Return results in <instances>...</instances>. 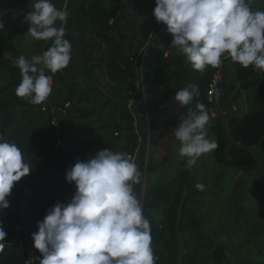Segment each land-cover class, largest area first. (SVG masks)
I'll return each instance as SVG.
<instances>
[{
    "label": "trees",
    "instance_id": "trees-1",
    "mask_svg": "<svg viewBox=\"0 0 264 264\" xmlns=\"http://www.w3.org/2000/svg\"><path fill=\"white\" fill-rule=\"evenodd\" d=\"M20 1L25 15L31 11L34 0ZM52 3L68 13L65 39L71 42L74 33L79 32L84 37L88 33L97 32L102 42L109 44L117 40L111 34L116 32L113 31V23L119 28L122 21L137 18L149 7L152 11L155 8V0H127L123 8L122 0H52ZM252 7L254 11H264V0H256ZM152 19L154 23L143 28L145 37L151 35L143 73L148 103L137 102L136 105L138 120H143L145 127L147 119L150 122L151 151L159 125L166 124L165 114L172 112L177 105V91L195 84L199 86L200 96L193 104L180 106L179 114H186L189 108L195 110L197 102L205 104L212 117L208 128L209 138L218 144L214 151L205 154L198 162L206 158L205 164L212 162L213 165L230 167L233 174L240 170L250 171L257 165L251 148L257 147L260 162L264 164V96L255 101L257 91L259 90V94L264 90V70L262 74L253 73L250 77V67L243 69L226 58L219 68L208 67L202 74L192 68L177 47L171 45L172 36L167 32V26L157 23L154 16ZM21 26H24L22 34H26L29 24L24 20ZM120 34L122 41L128 39L131 46L135 35ZM17 35L19 34L0 30V131L12 129L7 138L15 141L22 149L32 171L16 182L8 197L10 207L0 211V222L8 236L19 232L25 239L33 241L32 233L38 231L37 221H42L47 210L61 201L62 175L67 157L53 154L49 116L40 109V105H33L27 98L15 94L16 86L21 80L19 69L15 66V61L20 56ZM28 37L31 38L27 35L26 46L21 48L28 50L33 45L38 50L33 55H41L49 42L34 38L29 40ZM101 44L94 45L92 53L97 52ZM48 45L51 47V44ZM112 60L113 65L119 69H115L112 74V83L103 89L96 87L94 79L87 72L83 73L80 80L75 79L78 71L69 69V66L55 74L46 71L52 77V95L57 103L72 101L71 112L66 121L67 146L69 153L79 152L84 160L105 148L133 154L138 147L140 150V134L146 139L145 129L140 133L137 131L134 125L135 115L127 106L129 92L135 85L134 65L125 51L114 53ZM118 61L124 65L119 67ZM218 73L221 74L220 107L215 108L217 114L213 116L211 109L215 105L208 101L207 88ZM238 81H241L243 89L247 91L250 104L246 110L240 105L225 123L221 113L240 94ZM88 82H91L92 88L87 89L82 85H89ZM256 86L258 90L255 89ZM179 147L180 143L166 167L156 169L149 158L146 168L148 180L145 216L151 223L155 264H232L230 245L223 239L215 238L210 230L204 228L202 211L210 207L207 204L210 194L206 191V186L212 181L220 186L219 181L210 177L205 168L198 169L197 172L195 167L198 164L191 169L186 167L187 158L180 156ZM144 155L146 156V147L138 165L142 175L145 170ZM220 169L214 167L215 175ZM154 177L156 181H152L151 178ZM197 183L204 185L203 190H197ZM12 200L22 203L20 211L14 207ZM27 255V250L22 245L5 244L4 251L0 252V264H24ZM245 264L250 263L247 261ZM252 264H264V261Z\"/></svg>",
    "mask_w": 264,
    "mask_h": 264
},
{
    "label": "clouds",
    "instance_id": "clouds-1",
    "mask_svg": "<svg viewBox=\"0 0 264 264\" xmlns=\"http://www.w3.org/2000/svg\"><path fill=\"white\" fill-rule=\"evenodd\" d=\"M255 2L155 0L152 16L167 26L171 45L202 74L208 67L219 68L226 58L244 68L264 70V11H254ZM30 8L24 16L29 24L27 35L49 42L51 47L31 59L17 58L21 80L15 94L40 105L53 92V80L46 71L55 74L69 66L72 44L64 38L66 10L57 8L52 0H34ZM3 28L0 20V30ZM200 94L198 85L189 84L177 91L175 100L188 106ZM211 119L206 105L197 102L195 110L181 113L174 128L179 154L187 158L189 169L218 147L209 138ZM11 133L12 129L0 131V211L10 207L8 197L16 182L32 171L22 149L7 138ZM65 179L74 183V195L68 202L57 201L50 207L43 220L37 221L38 231L32 233L33 246L42 254L39 264H155L151 223L134 190L142 173L127 152L97 151L70 166ZM196 188L203 190L204 185L197 183ZM6 236L0 222V252Z\"/></svg>",
    "mask_w": 264,
    "mask_h": 264
},
{
    "label": "rangeland",
    "instance_id": "rangeland-1",
    "mask_svg": "<svg viewBox=\"0 0 264 264\" xmlns=\"http://www.w3.org/2000/svg\"><path fill=\"white\" fill-rule=\"evenodd\" d=\"M151 13L152 8L144 9L137 18L122 21L119 28L113 23V31L116 32H112L111 34L117 37V40L111 44L102 42V38L97 32H91L84 37L79 32L74 33L71 41L72 60L69 64V69H76L78 71L75 79L80 80L83 73L87 72L92 80L94 79L93 82L96 87L103 89L109 85L115 69H119L112 62V55L114 53L117 51L124 53L125 51V55L129 58H139L140 53L149 46L151 35L145 37L143 28H148L149 23H154ZM24 16V8L20 0H0V20L4 23L2 30L6 33H14V35L18 33L19 35L16 36L19 39L18 45L20 46L18 55H24L26 58L31 59L34 56L33 54L37 53L38 50L33 45L30 46L32 49L21 48L23 45L26 46L27 42L25 39L27 33L22 34L24 26H21ZM119 31L135 35L131 46L128 44V39H125L124 42L122 41ZM32 39L31 37L29 40ZM100 43H102L100 50L96 54L91 53L94 45H99ZM130 62L134 65V62ZM121 63H118L119 67ZM243 69L245 68L243 67ZM253 73L257 75L259 73L262 74L263 70H256L250 66L249 76L251 77ZM88 84L83 83L82 85L87 89L93 87L91 82H88ZM237 86L241 90L240 94L236 95L230 101V104L227 105L226 110L221 113V117L225 123L234 115L240 105L242 108L247 109L250 104L247 91L243 89L241 81L237 82ZM257 87L255 88L256 90H258ZM258 91L255 94V101L264 96V90L259 94ZM217 107L220 106L217 104ZM179 117V107H173L168 118H165L169 122V125L159 130V134H157L159 136L156 138L158 142L153 146L152 151L151 149L149 150L150 160L153 157L155 146L163 144L170 147L171 144L176 142L174 128L180 122ZM144 129L145 127L140 126L139 132L144 131ZM145 147L147 152L146 141L141 142L138 154L139 162L142 159L140 157L142 151H145ZM169 147L164 148V150L167 149L168 153L171 150ZM251 151L255 155L257 165L250 171L240 170L236 174H233V169L230 167L213 165L212 162L205 164L206 158H203L202 162H198V165L195 167L197 172L198 169L205 168L210 177L216 178V181H219L220 186H216L215 181L206 186V191L208 190L210 194V201L207 203L210 204V207L203 208L204 210L202 211L205 221L204 228L205 230H210L215 238L223 239L230 245L232 248L230 249L232 264H245L247 261L252 264L264 261V164L260 162L261 159L257 152V147H252ZM214 167L221 168L216 175ZM151 179L152 181H156V177ZM147 180L146 178V186ZM137 189L138 185H135L134 190L137 191ZM12 203L17 210H21L22 203L14 200H12Z\"/></svg>",
    "mask_w": 264,
    "mask_h": 264
},
{
    "label": "built area",
    "instance_id": "built-area-1",
    "mask_svg": "<svg viewBox=\"0 0 264 264\" xmlns=\"http://www.w3.org/2000/svg\"><path fill=\"white\" fill-rule=\"evenodd\" d=\"M110 23H113V20L110 21ZM147 53V48H145L139 55V58L130 57L129 60L134 62V70H135V85L134 88L129 92V98L127 99V106L131 109L133 114L135 115V121L134 125L137 128V131H139V120L138 115L136 113V105L137 102H142L144 104L148 103V97L146 94L145 89V83L143 79V73H144V60ZM219 81H220V75L219 73L215 75L212 79V81L209 83V86L207 88V97L208 101L212 104H215L218 102V96H219ZM40 109L49 116V123L51 125V139H52V151L53 154L56 155H63L67 157V164L64 169L63 173V183H62V192H61V201L62 202H68L72 196L74 195V192L76 190L74 183L68 184L65 175L66 171L70 166H72L77 160H84L83 156L79 152H73L69 153L68 146H67V134L68 129L66 127V121L67 118L71 112V102L66 101L63 104H58L53 95L51 94L50 97L40 104ZM146 131V139L143 138V136L140 134L138 140L139 142L146 141L147 144V152L145 156V170L144 174L142 175L141 183L138 184V189L136 192L138 198L140 199L142 205H143V211L145 214V190H146V168L148 165L149 160V154H150V122L149 119H147V124L145 127ZM140 133V132H139ZM139 148V147H138ZM138 148L135 150L133 154H129L136 163L139 162L138 160V154L139 150ZM5 244L10 243H18L26 248L27 250V258L24 261V264H39V258H42V254L39 253V250L34 248V241H30L28 239H25L21 236L19 232H16L12 236H6Z\"/></svg>",
    "mask_w": 264,
    "mask_h": 264
},
{
    "label": "crops",
    "instance_id": "crops-1",
    "mask_svg": "<svg viewBox=\"0 0 264 264\" xmlns=\"http://www.w3.org/2000/svg\"><path fill=\"white\" fill-rule=\"evenodd\" d=\"M87 35H89V33L87 34ZM102 47V46H101ZM94 48H92V50H93ZM92 50H91V53H92ZM100 50V49H99ZM93 53H97V52H93ZM118 63H119V61H118ZM121 65H124V63H121ZM219 75H220V77H221V74L219 73ZM110 83H112V81L110 82ZM219 92H220V89H219ZM220 94V93H219ZM218 98H219V96H218ZM218 101H219V99H218ZM219 102H217V103H215V104H213V105H215L214 106V108H212L211 109V112H212V115L213 116H215L216 114H217V111H216V107H217V104H218ZM181 105H178V102H177V105L175 106V108H177V107H180ZM246 110V109H245ZM166 119L168 118V116L170 115V112H167L166 114ZM169 125V122H167L166 121V124H161V125H159V129H158V131H157V133H156V136H155V140H156V142L154 143V145H156L157 144V142H158V140L156 139L159 135H157V134H159V130L162 128V127H165V126H168ZM145 127L144 126V121L143 120H139V127ZM175 140H176V138H175ZM180 142L178 141V140H176V142L174 143V144H171V146L169 147V146H165V145H163V144H159V146H155V148L153 149L154 150V154L152 155L153 157H152V163H153V165L155 166V168L156 169H158V168H160V167H166V165H167V162H168V160H169V158L171 157V155H172V153H173V151L175 150V148H177V145L179 144ZM166 147H169V148H171V150L169 151V153H168V151H167V149H165L164 150V148H166ZM166 161V162H165ZM165 162V164H163ZM139 163L140 162H138L137 163V165H139Z\"/></svg>",
    "mask_w": 264,
    "mask_h": 264
},
{
    "label": "water",
    "instance_id": "water-1",
    "mask_svg": "<svg viewBox=\"0 0 264 264\" xmlns=\"http://www.w3.org/2000/svg\"><path fill=\"white\" fill-rule=\"evenodd\" d=\"M123 1V4H122V8L125 6V0H122ZM49 48V45L47 44L44 51L47 50ZM249 236L251 237V235L249 234Z\"/></svg>",
    "mask_w": 264,
    "mask_h": 264
}]
</instances>
